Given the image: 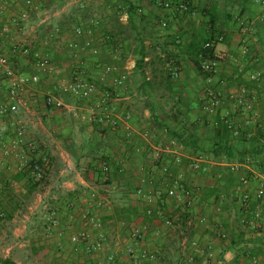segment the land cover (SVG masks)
I'll return each mask as SVG.
<instances>
[{
    "label": "crops",
    "instance_id": "obj_1",
    "mask_svg": "<svg viewBox=\"0 0 264 264\" xmlns=\"http://www.w3.org/2000/svg\"><path fill=\"white\" fill-rule=\"evenodd\" d=\"M3 1H8L9 5L0 21V32L2 23H7L10 34H17L13 21L26 9L24 0ZM40 1L34 0L37 8L28 10L25 23L42 13L44 4ZM101 1L109 14L115 16L118 12L122 25L128 24L127 9L132 5L149 16L142 24L137 23L133 32L118 34L112 25L107 26L109 30L100 29L111 37L112 43L103 46L98 57L87 55L85 59L96 79L101 77L96 66L117 63L121 68L130 69L127 88L118 101L119 116L123 119L113 130L99 127L86 118L69 121L59 110L46 108L44 101L39 104L45 109L44 121L19 117L27 128L26 141L40 146V158L47 164V177L41 191L25 200L21 193H27L30 180L22 174L4 172L0 177V194L4 189H11L9 182L15 180L20 188L14 191L16 201H26L29 206L36 198L33 205L40 210L50 206L52 210H60L63 216L62 233L56 230L52 235L45 229L49 212L40 217V222L44 223L31 236L30 259L34 264L101 263V259L98 260L101 254L87 255L82 247L80 252L75 251L70 241L75 232H95L88 226L84 206L75 211L67 209L72 202L85 201L94 190L106 205L100 213L101 228L108 239L113 235L110 224L116 226L118 237L122 232L127 235L125 244L129 243L130 230L138 228L146 235L141 246L160 254L173 236L181 204L170 197L168 191L178 188L181 192L183 187L193 196L188 226L194 232L192 242L197 244L196 247L191 245L192 251L201 258V264H264V196L257 198L258 192L264 190V7L257 0H175L169 9L160 6L159 0ZM182 5L188 6V10L180 9ZM64 9L63 15L67 13ZM213 10L220 15L217 35L223 37L216 52L222 53L224 59L218 73L207 78L208 74L195 68L193 49L207 35V11ZM124 16L127 20L121 21ZM92 21L86 26H91ZM43 23L44 20L40 25ZM63 24L61 22L60 26ZM74 26L62 31V52L57 54L54 40L49 41L48 51L52 57L54 54L70 57L66 34L77 28L76 24ZM0 37V54L13 61L24 56L33 60L21 51L20 48L27 47L24 43L19 42V52L13 53L10 48L6 53L3 48L6 40L1 34ZM95 37V44L100 45L98 35ZM8 43L11 47V42ZM140 43L148 50L143 70L136 68ZM114 46L121 49L119 60L115 58ZM174 62L180 66V72L176 70L177 77L169 69ZM33 66L36 69L35 64ZM255 74L261 77L252 79ZM100 81L107 87L108 81L102 77ZM42 82L31 86L26 96V105L22 108L27 110L26 115H33L28 105L32 107L34 97L41 96L37 87L42 86ZM44 89L43 98L55 90V86ZM213 98L218 105L210 112L208 108ZM87 106L82 107L84 112ZM219 124L228 126L231 147L217 152L214 141ZM9 135L0 136V142ZM100 153L118 168L111 185L104 184L105 176L90 174L93 157L99 158ZM199 157L203 162L195 168L192 160ZM236 164L242 166L240 173L231 170ZM244 175L247 184L241 180ZM245 196L250 199L244 201ZM128 207H131V215L125 217L122 211ZM10 212L14 213V222L21 217L24 220L36 217L26 211L20 215L16 209ZM167 220L172 222L171 227L167 226ZM25 228L27 230L26 225ZM186 244L185 238L182 247ZM33 249L43 250L41 261L34 257ZM106 252V259L114 256L117 264H130L123 248L118 250L115 246L112 253Z\"/></svg>",
    "mask_w": 264,
    "mask_h": 264
},
{
    "label": "built area",
    "instance_id": "obj_2",
    "mask_svg": "<svg viewBox=\"0 0 264 264\" xmlns=\"http://www.w3.org/2000/svg\"><path fill=\"white\" fill-rule=\"evenodd\" d=\"M160 6L169 9L174 5L175 0H159ZM26 9L14 18L13 26L19 31L23 30L29 14V9H36L34 0H24ZM257 3L264 7V0H257ZM9 5L8 1L0 0V21ZM180 9L187 11L188 6L182 5ZM121 21L127 20L124 16ZM0 34L2 37L9 36L10 26L7 23H2ZM101 23L99 20H94L91 26L77 27L73 31L68 32L66 38L67 51L70 54L72 63L69 68L72 69L71 76L67 79H62L63 72L56 69L53 65V57L48 51L49 41L64 37L63 32L58 28L49 34L48 39L43 40L39 45H33L31 48H20L24 55L31 56L34 60L37 73L32 76H27L24 73L18 72L11 59L3 54H0V136H6V139L1 138L0 142V177L2 174L10 173L14 175H25L34 183L41 182L45 177V167L40 161V146L35 142H27V128L19 119L22 108L26 105V96L31 89V86L38 85L42 81V75H57L58 78L55 90L48 92L44 96V106L54 110H62L66 108L65 97H69L75 101L82 102L88 105L85 109L86 117L92 123H98L109 129H117L123 117L119 115L118 101L127 88L129 78V68H121L117 63L96 66L100 71L101 77L108 81L106 88L101 89L98 78H93L90 72V66L86 59L87 55L98 57L103 46L110 45L112 39L109 35L100 32ZM101 33V34H100ZM96 35L100 45H96ZM11 50L13 53L19 52V44L15 42L14 34H10ZM217 45L222 43L223 37L217 38ZM215 42L206 43V48H213ZM116 47V46H114ZM115 58L121 57V49L118 46L115 48ZM224 59V55L216 52L214 59L206 60L202 63V71L213 77L219 71V64ZM177 77V72L174 71ZM261 76L255 74L252 79L257 80ZM218 105V101L214 98L210 102L209 111L212 112ZM128 118V117H127ZM264 118V115H263ZM129 119V118H128ZM12 135V136H11ZM147 133L145 137H147ZM44 160V158H42ZM11 161V163H10ZM15 162L16 164H14ZM180 163L181 159L178 158ZM199 162H203L201 157L192 160L195 168H199ZM250 162H248L249 164ZM242 166L239 164L232 165L231 170L234 173H240ZM100 169L103 176H107L111 172V167L107 162L100 164ZM220 177V175H219ZM242 182L247 184V178L242 176ZM153 182V181H151ZM9 186L13 191H19V184L15 180L9 182ZM172 188L168 191L170 197L177 199L180 202H186L189 207L193 206V196L189 190L181 187ZM180 188V189H181ZM264 196V190L258 192L257 198ZM249 196H245L244 201L249 200ZM81 206H84L89 217L88 226L93 228L95 232L84 230L75 232L71 235L70 241L75 246V251L80 252L81 247L87 255H99L106 252V242L108 240L106 233L101 228V210L106 207L104 200L97 191H92L90 196L80 204L72 202L68 205V210L75 211ZM149 215L153 212L150 210ZM7 217L5 210L1 206L0 198V220L4 221ZM45 229L48 235H52L56 230L61 231L63 228L62 212L58 209L51 210L45 217ZM167 226L171 227L172 222L167 220ZM129 243L124 245L123 254L129 258L130 264H145L155 262L158 258V251L145 249L141 244L145 243L146 235L142 230L134 228L130 230ZM194 247L196 243L192 244ZM138 246H141L140 250ZM82 251V252H83ZM96 255V256H97ZM114 259V256H110Z\"/></svg>",
    "mask_w": 264,
    "mask_h": 264
},
{
    "label": "rangeland",
    "instance_id": "obj_3",
    "mask_svg": "<svg viewBox=\"0 0 264 264\" xmlns=\"http://www.w3.org/2000/svg\"><path fill=\"white\" fill-rule=\"evenodd\" d=\"M43 1L42 7V13L34 16L35 18L29 19L27 23H24V27L22 31H18L17 34H14L15 42L19 44H26L28 48L33 47V45H39L43 39H46L49 37V31L55 28L56 26H60L61 22L67 25L68 29L74 28L75 21L77 16H80L79 18H83V24L87 25L90 23L91 20H99L101 23L100 29L109 30L107 26L112 25L113 30H115L118 34L121 33V29L119 27L120 21L117 18V16H113L106 12L104 9V6L101 4V0H41ZM40 1V2H41ZM39 2V3H40ZM83 5V7H80ZM65 7L64 10H66L67 13L63 15L62 9ZM45 9H48V11H44ZM83 10L80 11L82 13H78L77 10ZM62 19V20H61ZM64 19H67L66 21ZM44 20V25H40L41 21ZM64 20V21H63ZM44 26V27H42ZM123 33V32H122ZM124 34V33H123ZM1 38V37H0ZM12 36H6L5 37V47H3L6 50V53L10 51L9 42H11ZM61 39H55L54 40V50L58 54V52H62V44L60 43ZM20 55H22L20 53ZM21 60H18L19 64H17L15 61L11 60L14 68L21 73H30L32 75L36 74L37 71L34 68V61L28 57H18ZM104 61V59H103ZM72 63V59L70 57H59L57 55H53V65L56 69H59L63 72L62 79H67L69 76H71L72 69L69 68L70 64ZM220 66V64H219ZM169 69L172 71H179L180 72V66H178L175 62L171 63L169 65ZM93 72L92 69H90V72ZM43 77V76H42ZM60 78L57 75H47L43 77L42 86H38L37 90L39 91L40 97L36 95L33 100V105L30 107V112L33 113V115L28 114L26 115L25 109H22V112L20 114L21 117L25 118L26 120L32 119L33 121L40 122L44 121L45 115H43V112L45 109H41L39 104L43 102V93L45 91V87L53 88V86H56L57 79ZM100 78H98V82L100 84L101 89L106 88L105 84H103L100 81ZM45 85V86H44ZM47 91V89H46ZM27 101V99H26ZM66 102V108L64 110H59L62 116L69 120V121H77L82 119H88L82 109L86 104L83 105L82 102L75 101L69 97H65ZM74 111H72V109ZM82 110V111H81ZM50 111V110H49ZM53 112H50L52 115ZM74 121V122H75ZM50 132L53 133L54 130L50 129ZM29 186V185H28ZM26 193H21L22 198H26ZM14 191L12 189H4L2 193L0 194L1 198V206L5 210L7 217L4 221L0 220V259L5 258H12L13 260L19 262L20 264H34L32 260L30 259V248H31V239L32 235L34 234V230L36 229L37 225L40 222V217H42L45 212H47L50 209V206L47 207V209H41L36 207V205H33L36 198L32 201V204L29 206H26V209L24 210L22 207L19 208V202L15 200ZM22 203V200H21ZM32 208V210H30ZM12 209H16L20 211V215H24V211L29 212L30 216H36L35 218H32L30 220H24L23 217H21V220H18L17 222H14L13 220H9L10 211ZM34 214V215H33ZM19 217V216H18ZM105 223V222H104ZM25 225L27 226V230L25 228ZM112 226V237L107 240L106 242V250L107 254L112 253V249L117 246L118 250L124 248V245L126 243L127 235L122 232L119 237L117 234V229L115 225L110 224ZM26 230V231H25ZM115 234V236H114ZM117 243V244H116ZM111 250V251H109ZM105 253L101 254L99 256L98 260L101 259L102 264L106 263V255ZM180 252H175L172 256V261H162L159 259V256L155 262H148L146 264H175L176 260L180 257ZM97 255V254H96ZM171 262V263H170ZM96 263V264H101ZM111 264H117L115 261H110ZM1 264V263H0Z\"/></svg>",
    "mask_w": 264,
    "mask_h": 264
},
{
    "label": "trees",
    "instance_id": "obj_4",
    "mask_svg": "<svg viewBox=\"0 0 264 264\" xmlns=\"http://www.w3.org/2000/svg\"><path fill=\"white\" fill-rule=\"evenodd\" d=\"M190 5V3H188ZM191 5L189 6V8ZM127 11L129 12V21L127 25H122L119 23V27L121 29V32L124 34L130 30L134 31V26L137 25V23H143L146 20L144 18H148L149 16L146 13L140 12L139 8L136 6L128 7ZM207 14L209 16V21L207 22V26L209 28L207 29V35H205L203 38H201L196 45L194 46V53H195V68L200 71H202V63L206 60L214 59L215 53H216V46L213 48H206V43L208 42H215V45H217L218 41L217 38L220 36L217 35L218 31V26H219V19L220 15L216 13V11H207ZM118 12L115 14L118 18ZM80 17V16H77ZM119 19V18H118ZM83 18H79L75 21V24L77 25L76 27H87L86 25L83 24ZM91 22V21H90ZM119 22V20H117ZM130 27H133L132 29ZM66 24H63L60 26V30L64 31L67 30ZM223 34V32H222ZM217 35V36H216ZM138 53H139V59L136 63V68L138 70H143L144 69V63H145V58L148 55V50L147 47L144 45V43H140L138 46ZM209 75H207V78ZM99 127H103L101 124H96ZM227 125H220L218 126V129L216 130L215 134V141H214V148L217 152H220L225 149H229L231 147L230 144V133ZM104 144V143H103ZM101 148H99L100 150ZM101 154V153H100ZM77 159V158H76ZM94 164L91 165V172L90 174L92 175H97L100 178L103 176L102 171L100 169V164L107 162L110 167H111V172L105 176V185H111L113 182L114 176H117V166L114 165L113 162L109 161V158L103 154L99 158L93 157ZM42 166H46V161L45 159L38 161ZM98 162V163H97ZM90 164H92L90 162ZM113 168L115 170L113 171ZM46 175L44 179L39 182V183H34L32 181L31 184L28 186V191L26 193V198L29 200L34 193L41 191L43 187V183L45 182ZM26 200V199H25ZM27 203L22 202L19 204V208H23L24 210L26 209ZM192 207H189L186 202H181L179 206V215L176 220V228L173 230V236L172 238L169 239L168 245H165L162 248V252L158 254L159 259L162 261H172V256L174 255L175 252H180V257L175 261V264H201V258L196 257L194 252L192 251L191 245H192V240L194 237V232L192 231L191 226H188L189 221L191 220V209ZM131 207H128L125 211H122L123 216L128 217L131 215ZM52 209L50 208L48 212H50ZM14 213H10L9 215V220H13ZM155 216V215H154ZM44 223V221L39 222V224L36 227V230H38V227L41 228V225ZM176 230V231H175ZM187 239V244L185 248L182 247V243L184 239ZM43 250L39 249H33V255L34 257L38 260L41 261L43 258L44 253L42 252ZM110 261H114V259H106L107 264H111ZM116 261V260H115ZM1 264H16V262L12 258H5V259H0ZM171 263V262H170Z\"/></svg>",
    "mask_w": 264,
    "mask_h": 264
}]
</instances>
